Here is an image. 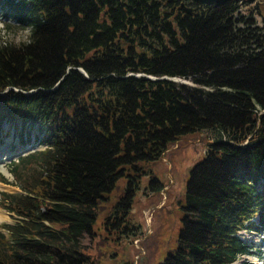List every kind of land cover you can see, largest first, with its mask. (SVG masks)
I'll return each mask as SVG.
<instances>
[{
  "label": "trees",
  "instance_id": "obj_1",
  "mask_svg": "<svg viewBox=\"0 0 264 264\" xmlns=\"http://www.w3.org/2000/svg\"><path fill=\"white\" fill-rule=\"evenodd\" d=\"M241 4L0 0L34 28L31 46L0 48V118L38 128L45 146L12 163L19 193H0L18 219L0 226V264H93L81 247L100 205L131 178L103 220L124 233L146 165L205 132L215 136L190 172L177 249L160 264L252 255L241 233L264 224V27Z\"/></svg>",
  "mask_w": 264,
  "mask_h": 264
},
{
  "label": "rangeland",
  "instance_id": "obj_2",
  "mask_svg": "<svg viewBox=\"0 0 264 264\" xmlns=\"http://www.w3.org/2000/svg\"><path fill=\"white\" fill-rule=\"evenodd\" d=\"M241 3L242 12L249 14L253 10L258 25L264 27V0H241ZM0 13L5 20L11 19L5 11L0 9ZM9 26L13 27L11 24ZM16 30L13 27L10 31ZM214 136V133L205 132L183 137L160 161L146 165L148 175L143 177L140 189L136 190L125 232L105 231L103 220L126 193L131 178L122 180L110 198L100 205L94 235L82 240L81 252L89 255L93 264H160L169 254L175 253L183 227L182 207L189 175L193 167L205 158ZM42 139L44 135L38 128L24 124L21 119L3 121L0 118V148L3 150L0 156V181L6 180L12 184L0 182V193H19V189L13 186L16 181L9 170L19 157L44 149L45 146L37 143ZM23 142H31L32 145H23ZM263 187L264 181L261 184ZM0 213L7 216L0 226L15 224L18 220L2 210L1 199ZM241 236L252 242L253 251L251 256H245L235 264H262L264 224L259 225V233L243 232Z\"/></svg>",
  "mask_w": 264,
  "mask_h": 264
},
{
  "label": "clouds",
  "instance_id": "obj_3",
  "mask_svg": "<svg viewBox=\"0 0 264 264\" xmlns=\"http://www.w3.org/2000/svg\"><path fill=\"white\" fill-rule=\"evenodd\" d=\"M13 25L17 30L10 31L9 25ZM34 28L31 24L27 26L17 25L12 19L5 20L0 13V48L14 47L22 49L31 46L33 40Z\"/></svg>",
  "mask_w": 264,
  "mask_h": 264
},
{
  "label": "water",
  "instance_id": "obj_4",
  "mask_svg": "<svg viewBox=\"0 0 264 264\" xmlns=\"http://www.w3.org/2000/svg\"><path fill=\"white\" fill-rule=\"evenodd\" d=\"M189 14H192V9H188L187 11ZM82 71V70H81ZM84 73V71H82ZM131 76H133V74H131ZM142 76H145L143 74H139V75H136V77H142ZM148 78H150L151 80H159L158 78H154V77H151V76H148ZM161 80H169V81H173L175 83H179V84H188V82L186 80H182V79H178V78H168V77H163L161 78ZM58 87V85L56 86V88Z\"/></svg>",
  "mask_w": 264,
  "mask_h": 264
},
{
  "label": "bare ground",
  "instance_id": "obj_5",
  "mask_svg": "<svg viewBox=\"0 0 264 264\" xmlns=\"http://www.w3.org/2000/svg\"><path fill=\"white\" fill-rule=\"evenodd\" d=\"M2 153H3V150L0 148V156L2 155ZM1 164H3V163H1ZM0 186H2V185L0 184ZM6 219H7V216L0 213V223L5 221ZM262 264H264V262Z\"/></svg>",
  "mask_w": 264,
  "mask_h": 264
}]
</instances>
